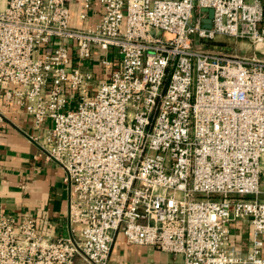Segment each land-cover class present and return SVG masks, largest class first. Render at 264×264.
<instances>
[{"label": "built area", "instance_id": "2783aa9c", "mask_svg": "<svg viewBox=\"0 0 264 264\" xmlns=\"http://www.w3.org/2000/svg\"><path fill=\"white\" fill-rule=\"evenodd\" d=\"M73 1L0 0V98L52 120L70 194L60 239L0 207V264H108L118 233L183 264H264V0H101L94 24L78 0L80 28Z\"/></svg>", "mask_w": 264, "mask_h": 264}, {"label": "crops", "instance_id": "0c3cea01", "mask_svg": "<svg viewBox=\"0 0 264 264\" xmlns=\"http://www.w3.org/2000/svg\"><path fill=\"white\" fill-rule=\"evenodd\" d=\"M71 12L72 26L86 25L80 20L78 0L71 3ZM102 13L101 0H94L88 23H97ZM86 65L96 74L101 71L91 60ZM52 124L47 119L36 127L31 114L15 102L0 98V207L18 217L35 216L42 233L60 239L70 235V194L64 182V169L47 157L42 146ZM230 231L232 244L248 251L253 238L251 225L238 220L231 224ZM77 263L87 264L81 257ZM108 264H183V257L152 246L128 244L125 236L118 233Z\"/></svg>", "mask_w": 264, "mask_h": 264}, {"label": "rangeland", "instance_id": "374dc122", "mask_svg": "<svg viewBox=\"0 0 264 264\" xmlns=\"http://www.w3.org/2000/svg\"><path fill=\"white\" fill-rule=\"evenodd\" d=\"M218 41L224 42L226 46L230 49V52L239 55H249L253 53L254 46L247 41L236 40L234 38H228L226 36H221Z\"/></svg>", "mask_w": 264, "mask_h": 264}, {"label": "water", "instance_id": "95a60500", "mask_svg": "<svg viewBox=\"0 0 264 264\" xmlns=\"http://www.w3.org/2000/svg\"><path fill=\"white\" fill-rule=\"evenodd\" d=\"M204 11L208 12V18L204 20V26L209 28L211 26V20L214 15V10L204 9Z\"/></svg>", "mask_w": 264, "mask_h": 264}]
</instances>
